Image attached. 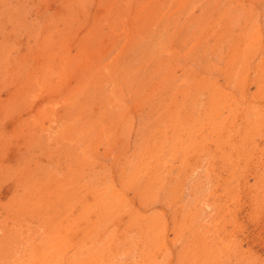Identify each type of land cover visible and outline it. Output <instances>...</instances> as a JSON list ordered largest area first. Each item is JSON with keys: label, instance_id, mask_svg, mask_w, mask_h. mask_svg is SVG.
Masks as SVG:
<instances>
[{"label": "rangeland", "instance_id": "rangeland-1", "mask_svg": "<svg viewBox=\"0 0 264 264\" xmlns=\"http://www.w3.org/2000/svg\"><path fill=\"white\" fill-rule=\"evenodd\" d=\"M0 264H264V0H0Z\"/></svg>", "mask_w": 264, "mask_h": 264}, {"label": "bare ground", "instance_id": "bare-ground-1", "mask_svg": "<svg viewBox=\"0 0 264 264\" xmlns=\"http://www.w3.org/2000/svg\"><path fill=\"white\" fill-rule=\"evenodd\" d=\"M83 1V0H82ZM140 2V1H139ZM177 2V1H176ZM136 4H138L137 3V1H136ZM135 6V5H134ZM144 6V5H143ZM171 6V5H170ZM145 8V7H144ZM165 8V7H164ZM135 10H137V9H135ZM134 11V10H133ZM176 12V11H175ZM163 14V13H162ZM159 15H161V14H159ZM105 20V19H104ZM149 20V19H148ZM137 22V21H136ZM146 23V22H145ZM141 24V23H140ZM112 28V27H111ZM143 28V27H142ZM166 28V27H165ZM127 31V30H126ZM130 31V30H129ZM143 31V30H142ZM212 32V31H211ZM160 34V33H159ZM133 37V36H132ZM152 37V36H151ZM154 37V36H153ZM254 37V36H253ZM116 38V37H115ZM51 39V38H50ZM49 39V40H50ZM126 39V38H125ZM116 42V41H115ZM131 42V41H130ZM129 42V43H130ZM136 42V41H135ZM252 42H253V40H252ZM128 43V44H129ZM114 44V43H113ZM153 44V43H152ZM118 45V44H117ZM81 46H82V44H81ZM12 48V47H11ZM10 48V49H11ZM15 48V47H14ZM243 48V47H242ZM116 49V48H115ZM146 49V48H145ZM19 50V49H18ZM14 51V50H13ZM239 54V53H238ZM23 55V54H22ZM244 57V56H243ZM133 60V59H132ZM86 62V61H85ZM21 64V63H20ZM141 65V64H140ZM18 66V65H17ZM24 66V65H23ZM29 66V65H28ZM25 67V66H24ZM49 69H50V67H49ZM151 69V68H150ZM176 70V69H175ZM69 71V70H68ZM117 71V70H116ZM153 71V70H152ZM172 71V70H171ZM236 71V70H235ZM238 71V70H237ZM157 72V71H156ZM173 72V71H172ZM24 73V72H23ZM21 74V73H20ZM105 76V75H104ZM36 77V76H35ZM123 77H124V75H123ZM234 78V77H233ZM257 79V78H256ZM11 82V81H10ZM83 82V81H82ZM45 85V84H44ZM35 87V86H34ZM196 87V86H195ZM39 88V87H38ZM36 89V88H35ZM82 90V89H81ZM41 91H42V89H41ZM41 93V92H40ZM189 93V92H188ZM48 95V94H47ZM29 96V95H28ZM66 96V95H65ZM130 96V95H129ZM29 98V97H28ZM184 98V97H183ZM119 99V98H118ZM87 101V100H86ZM89 102V101H88ZM161 102V101H160ZM164 102V101H163ZM83 103V102H82ZM72 104V103H71ZM126 104V103H125ZM195 105V104H194ZM84 106V105H83ZM219 106V105H218ZM90 107V106H89ZM182 107V106H181ZM189 109V108H188ZM195 109V108H194ZM182 111V110H181ZM197 111V110H196ZM105 112V111H104ZM103 112V113H104ZM191 112V111H190ZM102 113V112H101ZM144 114V113H143ZM246 115H247V113H245ZM104 115V114H103ZM199 115V114H198ZM206 115V114H205ZM33 117V116H32ZM52 117V116H51ZM41 118V117H40ZM172 118H174V117H172ZM163 119V118H162ZM193 119V118H192ZM158 120V119H157ZM190 120V119H189ZM249 120H250V118H249ZM108 121V120H107ZM15 122V121H14ZM91 122V121H90ZM150 122V121H149ZM148 122V123H149ZM152 122V121H151ZM197 122V121H196ZM17 124V123H16ZM192 124V123H191ZM126 125V124H125ZM143 125V124H142ZM169 125V124H168ZM49 126V125H48ZM263 126V125H262ZM40 127V126H39ZM195 128V127H194ZM261 128V127H260ZM71 129V128H70ZM100 129V128H99ZM122 129V128H121ZM188 129V128H187ZM48 130V129H47ZM62 130V129H61ZM105 131V130H104ZM198 131V130H197ZM188 132H189V130H188ZM35 133V132H34ZM184 133V132H183ZM243 133V132H242ZM31 134V133H30ZM152 134H154L153 132H152ZM185 134V133H184ZM147 135V134H146ZM158 135V134H157ZM156 135V136H157ZM16 136V135H15ZM58 136V135H57ZM14 137V136H13ZM159 137V136H158ZM144 138V137H143ZM163 138V137H162ZM204 138V137H203ZM207 139V138H206ZM50 141V140H49ZM81 141V140H80ZM194 143V142H193ZM168 144V143H167ZM191 146V145H190ZM205 147V146H204ZM152 154V153H151ZM189 156V155H188ZM207 157H208V155H207ZM155 161V160H154ZM70 165V164H69ZM132 166V165H131ZM3 167V166H2ZM4 168V167H3ZM45 168V167H44ZM214 170V169H213ZM121 171V170H120ZM78 172V171H77ZM160 173V172H159ZM137 174V173H136ZM135 175V174H134ZM176 175V174H175ZM25 176V175H24ZM160 177V176H159ZM83 179V178H82ZM173 179V178H172ZM232 179V178H231ZM25 180V179H24ZM126 180H128V179H126ZM131 180V179H130ZM215 180V179H214ZM23 181V180H22ZM72 181V180H71ZM150 181V180H149ZM67 183V182H66ZM153 183V182H152ZM162 183V182H161ZM159 186V185H158ZM81 190V189H80ZM179 190V189H178ZM19 192V191H18ZM38 192V191H37ZM117 193V192H116ZM63 196V195H62ZM81 196V195H80ZM21 198V197H20ZM10 199V198H9ZM24 200V199H23ZM110 200V199H109ZM64 201V200H63ZM122 201V200H121ZM44 202V201H43ZM62 203V202H61ZM63 205V204H62ZM183 207V206H182ZM113 207H111V209H112ZM78 209V208H77ZM86 210V209H85ZM184 210V209H183ZM89 212V211H88ZM107 212V211H106ZM122 212V211H121ZM99 214V213H98ZM31 215V214H30ZM38 215V214H37ZM255 215V214H254ZM88 217V216H87ZM136 218V217H135ZM89 221V220H88ZM99 221H101V220H99ZM176 223V222H175ZM69 224V223H68ZM177 225V224H176ZM217 225V224H216ZM100 226V225H99ZM101 227V226H100ZM104 227V226H103ZM14 228V227H13ZM102 230V229H101ZM209 230V229H208ZM218 230V229H217ZM53 231V230H52ZM78 232V231H77ZM25 233V232H24ZM98 233V232H97ZM105 233V232H104ZM95 235V234H94ZM143 235V234H142ZM98 236V235H97ZM132 236V235H131ZM187 236V235H186ZM56 237H57V235H56ZM102 237V236H101ZM112 237H113V235H112ZM211 237V236H210ZM5 238H7V237H5ZM47 238V237H46ZM96 238V237H95ZM188 238V237H187ZM212 238V237H211ZM64 239V238H63ZM85 239V238H84ZM209 239V238H208ZM100 241V240H99ZM209 241V240H208ZM188 243V242H187ZM135 244V243H134ZM137 244V243H136ZM52 245V244H51ZM47 246V245H46ZM93 246V245H92ZM66 247V246H65ZM68 247V246H67ZM106 247V246H105ZM127 247V246H126ZM86 248V247H85ZM91 248V247H90ZM97 249V248H96ZM233 253V252H232ZM92 254V253H91ZM97 254V253H96ZM61 257V256H60ZM67 259V258H66ZM65 259V260H66ZM58 261V260H57ZM220 263V262H219Z\"/></svg>", "mask_w": 264, "mask_h": 264}]
</instances>
